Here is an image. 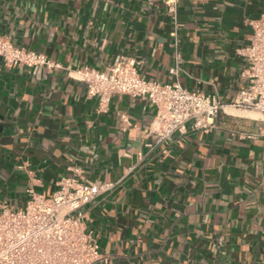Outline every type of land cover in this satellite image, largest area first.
Listing matches in <instances>:
<instances>
[{
	"label": "crops",
	"instance_id": "obj_1",
	"mask_svg": "<svg viewBox=\"0 0 264 264\" xmlns=\"http://www.w3.org/2000/svg\"><path fill=\"white\" fill-rule=\"evenodd\" d=\"M264 0H0V35L58 66L0 60V200L26 205L63 177L113 185L86 204L97 264H264V117L226 107L209 129L157 142L149 99L114 94L106 111L75 70L121 56L148 80L233 102L246 85L236 49Z\"/></svg>",
	"mask_w": 264,
	"mask_h": 264
},
{
	"label": "built area",
	"instance_id": "obj_2",
	"mask_svg": "<svg viewBox=\"0 0 264 264\" xmlns=\"http://www.w3.org/2000/svg\"><path fill=\"white\" fill-rule=\"evenodd\" d=\"M180 0H164L172 16L174 33ZM252 34L247 44L236 49L242 59L241 77L246 80L235 100L226 104L217 94L191 90L179 83L148 80L139 71V62L121 56L106 69L85 66L75 70L85 82L89 97H98L99 109L106 111L114 94L149 99L157 107L152 132L161 142L175 133L215 126L226 107L259 113L264 117V11L250 19ZM0 60L7 67L46 66L57 63L44 53L20 46L0 35ZM60 188L50 197L28 187L26 205L15 209L0 200V264H97L107 260L92 231L83 207L113 184L99 180L63 177Z\"/></svg>",
	"mask_w": 264,
	"mask_h": 264
}]
</instances>
